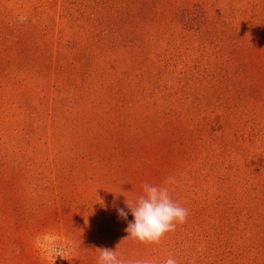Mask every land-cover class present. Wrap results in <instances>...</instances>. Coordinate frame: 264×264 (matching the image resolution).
Returning a JSON list of instances; mask_svg holds the SVG:
<instances>
[{
    "label": "rangeland",
    "instance_id": "374dc122",
    "mask_svg": "<svg viewBox=\"0 0 264 264\" xmlns=\"http://www.w3.org/2000/svg\"><path fill=\"white\" fill-rule=\"evenodd\" d=\"M168 178L187 222L127 240ZM101 247L264 264V0H0V264Z\"/></svg>",
    "mask_w": 264,
    "mask_h": 264
},
{
    "label": "clouds",
    "instance_id": "9594fccd",
    "mask_svg": "<svg viewBox=\"0 0 264 264\" xmlns=\"http://www.w3.org/2000/svg\"><path fill=\"white\" fill-rule=\"evenodd\" d=\"M20 19L23 21L25 18L21 16ZM170 183H174L172 178L166 179L162 185L145 183L134 201L128 199L124 194L126 192L119 193L126 198V208L116 206V212L118 218L127 221V240L146 245L159 244L166 235L175 232L178 225L187 222L188 209L173 199L166 186ZM129 210L132 220H128ZM96 251L99 253L96 264H152L148 259L125 261L118 255L117 250L107 247L98 248ZM164 264H178V261L169 256Z\"/></svg>",
    "mask_w": 264,
    "mask_h": 264
}]
</instances>
